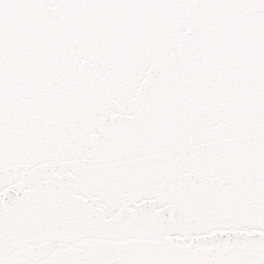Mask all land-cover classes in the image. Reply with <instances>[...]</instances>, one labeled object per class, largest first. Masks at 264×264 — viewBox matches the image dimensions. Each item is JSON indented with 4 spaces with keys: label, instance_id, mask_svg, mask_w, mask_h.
I'll list each match as a JSON object with an SVG mask.
<instances>
[{
    "label": "snow or ice",
    "instance_id": "obj_1",
    "mask_svg": "<svg viewBox=\"0 0 264 264\" xmlns=\"http://www.w3.org/2000/svg\"><path fill=\"white\" fill-rule=\"evenodd\" d=\"M0 264H264V0H0Z\"/></svg>",
    "mask_w": 264,
    "mask_h": 264
}]
</instances>
